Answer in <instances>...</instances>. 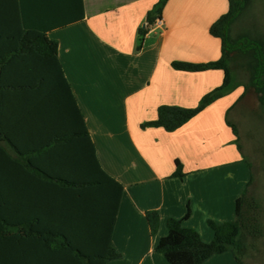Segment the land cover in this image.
Instances as JSON below:
<instances>
[{"label":"crops","instance_id":"obj_1","mask_svg":"<svg viewBox=\"0 0 264 264\" xmlns=\"http://www.w3.org/2000/svg\"><path fill=\"white\" fill-rule=\"evenodd\" d=\"M159 1L83 0L82 17L74 0L58 1L57 23L47 35L58 43L59 61L85 127L68 102L59 97L47 100L39 124L29 126L27 139L35 129L40 135L37 144H48L37 163L48 176H15L10 187L13 199L57 202L64 197L57 185L94 180L97 158L123 185L110 238L120 257L107 264H169L156 247L168 234L170 219L211 243L214 231L209 222L235 220L237 200L251 179L243 150L226 122L234 100L243 94L241 87L176 131L141 128L158 118L161 106L197 107L225 78L222 70L179 71L173 63L204 64L221 58V40L210 28L228 12L229 0H169L162 23L147 27V14ZM145 27L138 50L139 29ZM177 161L183 178L173 176ZM47 209L50 215L57 212ZM151 211L160 215L154 235L147 219ZM60 245L55 241L43 248ZM6 264H74V258L61 252L40 253L37 258L31 253L23 258L12 255ZM203 264L239 262L227 251Z\"/></svg>","mask_w":264,"mask_h":264},{"label":"trees","instance_id":"obj_2","mask_svg":"<svg viewBox=\"0 0 264 264\" xmlns=\"http://www.w3.org/2000/svg\"><path fill=\"white\" fill-rule=\"evenodd\" d=\"M58 1L0 0V262L3 264L12 255L23 258L31 253L37 258L40 253L61 252L67 258H74V264H107L109 260L120 257L111 246L110 238L123 185L103 170L97 158L94 180L57 185L58 192L64 196L60 201L48 202L47 206L41 202L25 201L23 197L13 199L10 196L15 176L22 179L48 176L37 164L42 158L41 153L48 152V144H37L40 135L34 131L35 125L32 138L27 139L29 126L39 124L40 112L47 100L59 97L68 102V107L78 112L85 127L59 61L58 43L47 35L49 28L57 23ZM74 1L82 17L83 0ZM168 1L160 0L147 14V27L162 19ZM254 2L229 0L228 12L211 26L210 34L222 43V56L218 61L204 64L173 63V68L179 71L222 70L225 74L223 84L205 95L195 108L161 106L158 118L141 124L142 129L176 131L212 103L240 87L244 89L243 94L229 109V113L250 88L264 109V37L245 40L243 36L234 38L231 35L232 25ZM147 29H139L138 50L143 46ZM239 69L248 75L247 83L236 80L237 72L234 74L233 71ZM229 113L227 125L236 136L239 150H242L238 130L229 120ZM23 141L30 146L27 147ZM176 164L173 176L183 178V166L179 161ZM252 183L251 177L237 200L233 222L221 225L209 222L214 231L211 243L203 242L195 230L184 228L181 221L170 219L168 234L158 242L157 252L163 254L169 264H203L213 255L231 251L239 264H246L245 258L252 245L250 243L264 235L261 205L250 192ZM39 207L44 209V214H40L42 211ZM45 209L58 213L50 215ZM147 219L152 234H156L160 224L159 213L148 212ZM55 241L62 242V248H43ZM33 244L34 249L31 247Z\"/></svg>","mask_w":264,"mask_h":264},{"label":"rangeland","instance_id":"obj_3","mask_svg":"<svg viewBox=\"0 0 264 264\" xmlns=\"http://www.w3.org/2000/svg\"><path fill=\"white\" fill-rule=\"evenodd\" d=\"M231 35L234 38L243 36L245 40L264 37V0H255L245 14L237 19L231 27ZM233 72H237V81L248 82L245 71L239 69ZM229 120L238 130L239 144L253 179L250 192L261 205V220L264 225V109L252 88L230 111ZM250 244L245 263L264 264V235Z\"/></svg>","mask_w":264,"mask_h":264},{"label":"built area","instance_id":"obj_4","mask_svg":"<svg viewBox=\"0 0 264 264\" xmlns=\"http://www.w3.org/2000/svg\"><path fill=\"white\" fill-rule=\"evenodd\" d=\"M158 23H159V24H161V23H162V21H161V20H159V21H158Z\"/></svg>","mask_w":264,"mask_h":264}]
</instances>
